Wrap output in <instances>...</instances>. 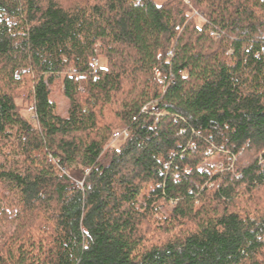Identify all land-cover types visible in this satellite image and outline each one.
I'll use <instances>...</instances> for the list:
<instances>
[{"label":"trees","instance_id":"16d2710c","mask_svg":"<svg viewBox=\"0 0 264 264\" xmlns=\"http://www.w3.org/2000/svg\"><path fill=\"white\" fill-rule=\"evenodd\" d=\"M0 264H264V0H0Z\"/></svg>","mask_w":264,"mask_h":264},{"label":"rangeland","instance_id":"374dc122","mask_svg":"<svg viewBox=\"0 0 264 264\" xmlns=\"http://www.w3.org/2000/svg\"><path fill=\"white\" fill-rule=\"evenodd\" d=\"M163 1L164 0H154V2L157 5H160ZM198 22L202 23L203 19L199 18ZM99 64L103 65L104 62L100 59ZM155 75H156L157 79L159 81H161L160 75L157 72L155 73ZM50 99L56 106V113L61 115V116H64L66 114V110H67V101L62 96H60L58 93H54V92L51 93ZM19 102H21V101H19ZM28 112H31L30 109L27 111H24L23 113L27 115V114H29ZM120 143H121V140H117V141H113V140L111 141L110 140L109 145L117 147Z\"/></svg>","mask_w":264,"mask_h":264},{"label":"built area","instance_id":"2783aa9c","mask_svg":"<svg viewBox=\"0 0 264 264\" xmlns=\"http://www.w3.org/2000/svg\"><path fill=\"white\" fill-rule=\"evenodd\" d=\"M98 66V60L93 59L91 61V68L95 69ZM127 137V132L124 131H117L113 134V141L121 140L123 138Z\"/></svg>","mask_w":264,"mask_h":264}]
</instances>
